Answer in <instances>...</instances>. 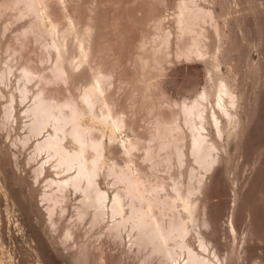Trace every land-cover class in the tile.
<instances>
[{
  "label": "rangeland",
  "instance_id": "374dc122",
  "mask_svg": "<svg viewBox=\"0 0 264 264\" xmlns=\"http://www.w3.org/2000/svg\"><path fill=\"white\" fill-rule=\"evenodd\" d=\"M15 1L0 0V73L11 63L18 82L27 69L37 80L28 84L27 99L22 100L18 91V125L4 123L2 114L5 96L14 91L17 75H9L6 84L0 80L5 94L0 96V262L160 263L159 256L149 257V251L129 250L127 231L116 241L105 233L106 223L92 225L87 217V221H78V194L69 196L66 218L52 226L42 203L46 179L44 175L34 177L41 157L30 160L35 141L20 145L28 134L26 111L39 95L69 110L79 108L85 94L102 84L105 99L90 114L95 119L88 113L82 115L85 128L89 124L98 144L105 145L103 171L107 175H102L101 187L113 198L123 189L128 172L140 175L146 186H158L171 194L174 188L182 195L192 193L200 217L211 222L210 228L202 230L208 234L212 254L217 251L223 264H264V0H197L211 14L207 24L202 21L197 27L207 38H194L204 40L200 43L204 57L191 38L199 32L191 34L185 29L186 22L179 15L184 0H52L41 24L21 6L22 0L16 10ZM52 38L59 39L67 51L63 67L68 69L64 67L67 72L62 80L51 72L62 61L49 54ZM163 39L171 41L168 51L161 49L162 44L158 48ZM196 51L200 52L197 58ZM76 65L72 75L69 66ZM40 79H44L42 84ZM222 80L239 97L242 128L232 136L237 130L227 126L226 136L217 137L222 161L218 169L204 175L190 154L192 132L182 108L205 89L212 94ZM207 105L210 109L211 104ZM104 112L119 123L116 132L99 125L97 117L103 120ZM67 128L71 126L66 127L70 131ZM207 129L213 137L212 127L207 125ZM47 130L53 131L49 127L39 139L48 136ZM69 148L72 151L75 144ZM53 175L54 179L61 177ZM232 219L236 234L230 229ZM190 242L200 251L195 232Z\"/></svg>",
  "mask_w": 264,
  "mask_h": 264
},
{
  "label": "bare ground",
  "instance_id": "6f19581e",
  "mask_svg": "<svg viewBox=\"0 0 264 264\" xmlns=\"http://www.w3.org/2000/svg\"><path fill=\"white\" fill-rule=\"evenodd\" d=\"M19 1L20 0H18V2ZM16 2L17 1H15V5L17 7L16 10H18V2ZM20 2L23 4L21 6L25 5L29 14L31 13L30 15L38 19L41 24V21L44 19V15L46 13L45 11H47L46 9H48L49 3L52 2V0H22ZM197 3V0H184V6L182 7L179 14L183 16V18L181 17L182 23H188L187 26L184 24L185 29H188L191 34L199 32L197 35L194 36L193 34L191 36L193 39L196 38V36L204 35V33H202L201 30H198L197 27L200 28V25H203V23H200L202 21H205L207 24L209 22L208 18H211V14L208 13L209 11L206 12L204 7L202 8ZM195 27L197 29H195ZM181 28L182 29L180 30L183 31L184 28ZM49 29L52 28L50 27ZM50 33L53 36V31H49V34ZM186 33L188 34V32ZM186 33H184V36ZM188 35L190 36V34ZM205 37L203 36V38ZM200 38L199 40L194 39L192 43L194 42V45L197 44L199 49L201 47L202 52L200 50L199 51L203 54L204 46L202 45L204 43L201 41L204 40ZM168 39H163V42L161 41L162 43L159 42L158 48L162 44L163 46L161 49H164L165 47L166 51H168L167 49H169V46L171 45V41L168 43ZM166 42L168 47L166 46L167 44H163ZM200 43L203 44L200 45ZM64 48L65 47L62 45L61 41H59V39L56 40V38H54L52 44L47 47L50 55L54 57L56 56L62 60L60 62L61 64L58 62L59 65L55 68V70L52 69L51 71H55V78H59L61 80L64 79V74L67 72L65 71L66 67H63V64L65 63H63V61L66 58L65 55L67 52ZM161 49H159V51L162 52ZM194 50L195 49H193V53ZM163 52H165V50ZM191 52L190 57L192 56L191 54H193ZM195 53H197V55L195 54V57L197 58L199 53L198 51ZM202 56L204 57L206 54ZM7 65H9L8 68H6L4 72L0 73V80L2 83L7 82L6 79L8 76L15 73V71L13 72L12 70L13 67L11 63ZM76 67L79 66L76 65L72 68L69 66L72 75ZM27 70L26 72L24 71L23 74L21 73V76L19 77V87L18 75L16 74L17 72L15 73L14 77L17 75L15 84L16 86L13 92L10 94L9 92L7 93V96L9 94L8 97L5 96L3 93L4 91L0 89V96L2 95L7 98L2 110L4 123L18 125V91H20L22 100L27 99L31 93L29 90L31 87H29L28 84L31 85L32 82L37 80L33 79L32 76H29L27 74L29 73ZM51 74L53 75V73ZM31 75L33 74L31 73ZM47 78L48 77H46L45 80H47ZM43 80L40 79V82H37L41 83ZM99 83L101 84L103 82ZM215 87L217 88L214 89L215 93H212L213 96L210 94V92H208V90L205 89V91H203L201 94H198L197 97H194L196 98L195 100L182 108V111L186 116L187 124L189 125V128L192 132V141L190 142L192 143V146L190 147V154L194 157L195 162L198 164L200 173H204V175H206L212 169L214 170L216 165L220 164L222 161V158L218 154L219 146L216 141L217 137H222L223 135L226 136L225 134L228 132L225 133V129H227L229 126L234 129V132L236 130L237 131L236 134H233L232 132L233 135L229 133L228 137H230V134L232 136H237V134L240 133L238 130H241L242 128L241 119L238 112V108L240 109L241 107L238 106L240 104L238 102L239 97L237 98L234 91H232L231 86L225 80H222L221 84ZM94 89L95 90H90L87 92V94H85V98L82 99L83 101L81 105L78 104L79 108H77V106L73 107L69 105L71 107L69 110L65 107V109L68 110L66 111L61 105L58 106L57 104H51L44 97L40 98L39 95V97L36 96L37 99H35L36 101L34 104L31 102L32 106H30L26 111V118H29V122H27L28 134L24 139L20 140V145L25 146L30 142H33V139L35 141V147H33L35 151L33 152L30 160L36 161L41 157V162L39 160L38 168H35L36 175L34 177L38 178L39 176L44 175L43 179H46V185L43 186L44 191H42V203H44V206L46 207L47 215L51 225H58V220L61 218H66V216L64 217L63 215L69 211L68 210L66 212L67 206L69 207L68 201H70L68 199H70L71 197L69 198V196L74 193L76 195L78 194L77 196L80 199L76 213V218H78V221H87V217V219H91V223H93L92 225L106 223L105 233H107V236L109 234L112 239H115L116 241H121L120 239L124 238L123 232L127 231L128 237L130 239L128 242L130 244L129 250L135 249L137 252L149 251V257L155 255L160 257L159 264H223L219 253L216 251L212 254L209 248L210 244L208 245V243L210 241L208 234L205 232L206 230L204 231L202 228H210L209 226H211V222L208 219L200 217V208H198L200 206H198L196 198H192V193L189 195H182L179 189L174 188V194H171L170 191L168 192L158 186H146L141 182V178L139 177L140 175L138 176L134 173L128 172H125L126 177L123 179V189L117 191L113 198L108 194V191L101 187L100 179L102 178V175H107V173L103 171L104 165L106 163L105 156L103 155V147L105 145L104 143V146L98 144L99 139L94 134L96 132L93 131V133V128L88 124V127L91 128V132L94 134L93 136V134L89 131V128H85L86 125H84L85 123L82 121L83 114L87 115L88 113V115H90L93 113L98 102L101 104L105 99V90L103 89L102 84L98 88ZM43 93L44 92H42V94ZM35 95H33V97ZM210 97L213 98L211 101ZM208 103L211 104L210 109L208 108ZM95 112V116H97L98 111ZM105 113L106 112H104V114ZM93 116L94 115H90L88 117H91L90 119L94 120L95 117ZM97 118L99 125L111 127L112 133L119 129V123L115 122L109 113L105 118H103V120H99V117ZM91 123L93 124V122ZM207 125L212 127L215 133L213 137L210 134L212 132L207 129ZM67 126H71V129L67 128L70 129V131L66 130ZM49 127L53 129V131L51 132V130H47L48 136L46 135L47 137L43 136L42 139H39V135L44 130L49 129ZM94 137L97 139V142L95 141L96 139ZM73 143L75 144V148L71 151L69 145ZM13 146L18 148V139L13 143ZM126 147L127 146L125 145V148ZM128 148L126 150H129ZM117 173L118 171H116V174ZM53 174L61 177L54 179L55 177H52ZM50 176L52 178L48 180ZM40 180H38V183ZM200 182H203V178L200 179ZM204 185L205 184H203V186ZM234 221L235 220L233 219L231 220L230 229L234 234H236L237 227ZM195 227H200V230L196 231ZM71 230L73 229H70V231ZM193 231L198 236V247L200 248V251L195 249L190 242V238H192L194 235ZM73 233L75 234V232H72V234ZM214 248L215 247L213 246V249ZM215 260H217V263ZM4 262L0 263L5 264L6 262Z\"/></svg>",
  "mask_w": 264,
  "mask_h": 264
}]
</instances>
